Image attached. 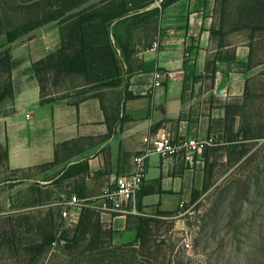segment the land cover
I'll list each match as a JSON object with an SVG mask.
<instances>
[{"label": "crops", "instance_id": "0c3cea01", "mask_svg": "<svg viewBox=\"0 0 264 264\" xmlns=\"http://www.w3.org/2000/svg\"><path fill=\"white\" fill-rule=\"evenodd\" d=\"M204 1L182 0L161 11L158 35L163 38V44L157 52L150 51L149 47L139 50L136 59L143 69H134L127 74L128 80H124L112 97L108 96L109 100L105 102L107 113L98 99H89L75 106L64 96L65 92L59 90L42 98L39 83L32 73L22 76L24 78L19 79L17 86L13 81V99L0 110V151L8 153L7 160H0L5 173L54 164L56 148L68 143L65 149L59 148L61 162L45 171L32 170L34 174L16 187L26 188L33 182L46 184L70 166L87 163L88 172L69 180L72 181L70 187H85L88 199L97 198L118 178L132 172L133 158L145 149L144 138L148 135L169 132L174 140H203L212 135L215 124L224 122L228 104L238 102L243 107L246 75L237 72L234 64L230 65L233 67L230 68V98L222 99L227 102L225 105L219 107L217 104L218 94L224 91L218 85V71L213 84H203L206 62L215 52L209 49L213 39L207 25L211 18L205 7L199 5ZM52 26V32L57 35L54 48L50 51L47 47L39 48L36 56L29 53V64L57 48L59 29ZM152 42L144 37L142 46H151ZM238 49H233L236 58L241 53ZM248 54L249 50L243 51L242 58ZM12 57L15 58L13 53ZM158 70L163 73L162 85L152 88V73ZM127 93L134 97L123 100ZM119 97H122L120 103L114 100ZM116 109L119 112L115 119L112 111ZM108 118L111 127L107 124ZM235 118L239 119L240 114H235ZM196 175L193 165L185 162L182 155L164 159L150 156L143 187L161 179L164 192L143 197V206L172 211L173 205L190 197ZM91 184L100 186V192L89 191ZM90 202H94L98 209L103 205H100L103 203L100 199ZM6 206H11L9 199ZM106 212L110 211L100 210L101 217L110 215L111 218L102 221L117 231L116 242L130 241L131 237L122 234L124 231L135 234L126 229L127 216L116 214L113 217L115 213Z\"/></svg>", "mask_w": 264, "mask_h": 264}, {"label": "trees", "instance_id": "16d2710c", "mask_svg": "<svg viewBox=\"0 0 264 264\" xmlns=\"http://www.w3.org/2000/svg\"><path fill=\"white\" fill-rule=\"evenodd\" d=\"M91 1L93 0H24L18 3L14 0L12 6L5 7L4 1L0 0V50H3L0 67L5 68L8 74V80L0 83V110L14 96L10 75L14 63L10 46L31 32L55 25L60 34L57 48L31 64L32 74L40 86L41 97L52 94L48 92V86L68 81L70 87H63L60 92H65L64 96L70 98L71 105L77 106L89 99H98L107 113V97L105 98L104 92L116 91L122 86L127 74L134 69H143L138 64L136 54L140 49L150 48L156 41L154 38L160 30L161 11L182 0H161L157 6L156 0H98L88 4ZM227 1L223 0L224 3ZM201 4L208 12L207 2L199 3ZM255 8L262 11L264 16V0H255ZM13 9L21 14V20L18 21L8 13V10ZM144 37L147 41L153 40L151 46H142ZM217 46L219 50L229 48L223 44ZM232 51L230 50V65L245 67L243 72L246 76L259 65L252 60L251 51L244 61H239L235 51ZM225 61V58L219 57H215L213 61L208 60L205 74L214 78L218 70L216 63ZM249 80L248 76L245 98L250 96ZM133 97L127 93L123 100ZM114 100L120 103L122 97ZM118 112V109L112 111L114 116ZM229 112L230 128L226 132H230L231 138L234 135L235 114L245 116L244 106L241 107L238 102L232 103L230 110L228 107L226 111L228 117ZM117 117L118 114L115 119ZM106 121L111 127L109 118ZM241 125L238 132L250 131L245 123L242 122ZM67 145L66 142L56 148V164L61 162L59 148L65 149ZM7 159L8 153L0 151V160ZM54 164L27 170H11L10 174L45 171ZM88 169L87 163L72 165L58 178L49 180L46 184L33 182L23 192L17 193L19 200H12L9 214L0 213V264H4L5 260L12 261V264H37L40 260L53 259L61 254L63 264L158 263L164 248H167L168 232L172 233L174 230L172 221L168 229L161 233L160 223H164L163 217L173 218L175 212L158 210L159 219L128 215L126 228L134 232L135 236L130 241L121 243L116 242L117 231L102 222L101 213L94 209L97 207L94 202L84 203L79 221L73 228L65 227L62 203L71 200L73 196L85 199L87 193L82 186L64 191L62 185L87 173ZM29 178L30 176L18 178L16 175H7L4 181H9V187L14 188L23 179ZM163 192L161 179L144 186L137 198L138 211L142 212L144 208L143 197Z\"/></svg>", "mask_w": 264, "mask_h": 264}, {"label": "rangeland", "instance_id": "374dc122", "mask_svg": "<svg viewBox=\"0 0 264 264\" xmlns=\"http://www.w3.org/2000/svg\"><path fill=\"white\" fill-rule=\"evenodd\" d=\"M3 1L5 7L12 6L14 2V0ZM16 1L21 3L24 0ZM96 1L98 0L88 4ZM160 2L161 0H156L155 5H159ZM205 2L209 6L207 14L211 18L207 26L210 37L213 39L209 49L215 50L209 60L213 61L215 57L227 60L218 65L216 63L219 72L218 85L224 88V91L218 94L219 107L227 103L222 99L230 98V50L239 48L241 52L237 58L239 61L246 59V57L242 58L243 51H251L252 60L259 65L245 76V80L248 76L250 78L248 86L250 96L244 99L245 116L241 115L236 120L234 135L230 138V132H226V129L230 128L229 112V117L227 115L224 122L214 125L211 136H214L217 142L201 155L196 156L193 164L197 174L194 188L190 197L180 202L184 203L185 208H180V204L173 205L171 209L176 213L174 217L162 218L165 220H163L164 223H160L161 233L168 229L172 221H174V230L172 233L168 232L167 248H164L163 255L157 264H264V16L262 11L255 8V0H228L226 3L223 0H205ZM26 12L28 13L29 10ZM8 13L15 16L18 21L21 20V14L18 11L13 9L8 10ZM14 23L18 22L14 21ZM52 30L53 26L49 25L29 33L10 46L11 54L15 55L14 68L10 75L16 86L19 79L24 78L22 76L32 73L31 63H28L29 53L36 56L39 48L47 47L48 51L54 48L53 44L57 35ZM154 39L160 44L164 42L158 33ZM217 44L228 45L229 48L219 50ZM2 52L3 50H0V56ZM233 67L237 72L245 71V67L237 64ZM236 70H234L235 73ZM210 77L212 76L206 75L202 79L205 81L203 84H213L215 75L214 78ZM7 80L8 74L5 68L0 67V83ZM68 86L70 87L68 81L64 83L62 81L57 85L48 86V92L61 91L63 87ZM114 92L112 90L104 92L105 98L107 97L106 102L109 100L108 96L112 97ZM228 106L230 107V104ZM242 122L249 127L250 131L238 132ZM33 172L7 174L0 163L1 215L9 214L11 206L9 208L6 206L8 199L10 203L12 200L16 202L19 200L17 193L25 190L24 186L9 188V183L4 181L6 176H32ZM71 184L72 181L64 182L62 189L72 190ZM100 190L98 185L91 184L89 188L91 192H100ZM102 204L101 202L100 205ZM78 208L80 209L76 210L81 214L82 206L79 205ZM94 209L100 213L98 208ZM188 209L193 212L192 215L186 214ZM158 210L161 209L144 207L142 212L126 216L141 215L158 218ZM106 213L114 214L115 212ZM116 214L119 216L121 213H115L112 216L116 217ZM110 218V215L101 217V219ZM74 225L76 224L67 220L65 222L67 229L73 228ZM122 234L132 239L135 236L125 231ZM185 240H189L192 244L190 250L184 246ZM11 262L5 260L4 264H12ZM37 264H63V256L61 254L53 259L46 258Z\"/></svg>", "mask_w": 264, "mask_h": 264}, {"label": "built area", "instance_id": "2783aa9c", "mask_svg": "<svg viewBox=\"0 0 264 264\" xmlns=\"http://www.w3.org/2000/svg\"><path fill=\"white\" fill-rule=\"evenodd\" d=\"M160 47L158 40L154 41L150 47V51L157 52ZM163 73L154 71L152 73V88L162 85ZM146 143L145 149L141 154L133 158V170L124 177L117 179L112 187L102 193L101 196L94 199H79L73 196L71 200L62 203V217L72 224H77L80 214L79 205L83 206L86 201L100 199L103 205L99 208L102 212L110 211L115 213L138 214L137 198L142 190L145 173L147 169V161L150 156L160 158H169L182 155L185 162L189 165L195 163L196 156L201 155L208 147L213 146L217 141L214 136L206 139L199 138H183L174 140L169 132H162L156 135H148L144 138ZM180 208H185L184 203H180ZM190 209L186 210V214L192 215ZM184 246L187 250L192 248L189 240H185Z\"/></svg>", "mask_w": 264, "mask_h": 264}]
</instances>
